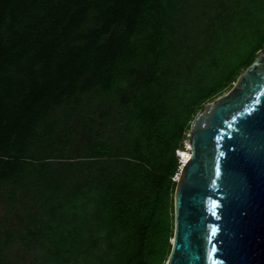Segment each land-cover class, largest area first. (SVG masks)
I'll use <instances>...</instances> for the list:
<instances>
[{"label": "trees", "instance_id": "1", "mask_svg": "<svg viewBox=\"0 0 264 264\" xmlns=\"http://www.w3.org/2000/svg\"><path fill=\"white\" fill-rule=\"evenodd\" d=\"M263 48L264 0H0V264H167L178 152Z\"/></svg>", "mask_w": 264, "mask_h": 264}, {"label": "water", "instance_id": "2", "mask_svg": "<svg viewBox=\"0 0 264 264\" xmlns=\"http://www.w3.org/2000/svg\"><path fill=\"white\" fill-rule=\"evenodd\" d=\"M190 146L167 264H264V48L201 109Z\"/></svg>", "mask_w": 264, "mask_h": 264}, {"label": "rangeland", "instance_id": "3", "mask_svg": "<svg viewBox=\"0 0 264 264\" xmlns=\"http://www.w3.org/2000/svg\"><path fill=\"white\" fill-rule=\"evenodd\" d=\"M207 10H211V6L207 7ZM225 93H223V94H225ZM223 94H221L220 96H222ZM220 96H218V97H220ZM217 98H215V99H217ZM98 119H99L98 116H94V117L90 116L89 119L79 118L73 122V126H72L73 134H72V139L70 142L71 144H69L68 147H66V148H68L67 149L68 155L73 157V156H83V154H85L84 148L87 147V141L89 140V136H90L88 129H86L87 128L86 126H88L89 124L96 123L98 121ZM103 123H104V121L100 120V122H98V125L96 127H93V128H95L98 131H101V130H103ZM109 133H112V130H109ZM116 140L117 139H115V140L113 139L114 142L112 144V148H115L114 152L116 153V155H118L121 148L124 147L125 144H122ZM184 143L186 145V150H187L188 145H189L188 143H190V133L188 134V140H185ZM178 156H179V152H178ZM22 199H23V197H22ZM25 203H26V201H25ZM27 208H28V210H27ZM29 208L30 207H26V206H22V205L18 206L16 208L15 212L13 213V217L9 220L8 226H18L20 224V221L18 219H20V217H22V216H24V217L26 215L28 216V214L30 213ZM6 213H7L6 204L0 202V224H2V222L6 219Z\"/></svg>", "mask_w": 264, "mask_h": 264}, {"label": "bare ground", "instance_id": "4", "mask_svg": "<svg viewBox=\"0 0 264 264\" xmlns=\"http://www.w3.org/2000/svg\"><path fill=\"white\" fill-rule=\"evenodd\" d=\"M188 149L187 150H180L179 152V156L181 158V161H182V166H181V169L184 168V166L186 165V163L188 162V160L190 159L191 157V153H190V149H191V146H190V143H188ZM179 177V176H178ZM179 180V178H177Z\"/></svg>", "mask_w": 264, "mask_h": 264}, {"label": "clouds", "instance_id": "5", "mask_svg": "<svg viewBox=\"0 0 264 264\" xmlns=\"http://www.w3.org/2000/svg\"><path fill=\"white\" fill-rule=\"evenodd\" d=\"M178 178V177H177ZM178 180V179H177Z\"/></svg>", "mask_w": 264, "mask_h": 264}]
</instances>
